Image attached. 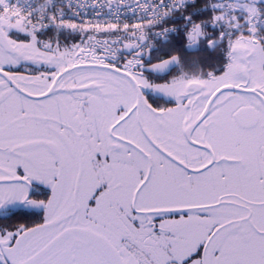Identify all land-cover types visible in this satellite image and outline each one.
<instances>
[{
	"label": "snow or ice",
	"instance_id": "6c2138e0",
	"mask_svg": "<svg viewBox=\"0 0 264 264\" xmlns=\"http://www.w3.org/2000/svg\"><path fill=\"white\" fill-rule=\"evenodd\" d=\"M197 3L0 0V264H264V0Z\"/></svg>",
	"mask_w": 264,
	"mask_h": 264
},
{
	"label": "trees",
	"instance_id": "16d2710c",
	"mask_svg": "<svg viewBox=\"0 0 264 264\" xmlns=\"http://www.w3.org/2000/svg\"><path fill=\"white\" fill-rule=\"evenodd\" d=\"M202 2H203V0H198V3H197L196 6H197V7L201 6Z\"/></svg>",
	"mask_w": 264,
	"mask_h": 264
},
{
	"label": "flooded vegetation",
	"instance_id": "af4514ba",
	"mask_svg": "<svg viewBox=\"0 0 264 264\" xmlns=\"http://www.w3.org/2000/svg\"><path fill=\"white\" fill-rule=\"evenodd\" d=\"M20 222H23V221H20Z\"/></svg>",
	"mask_w": 264,
	"mask_h": 264
}]
</instances>
